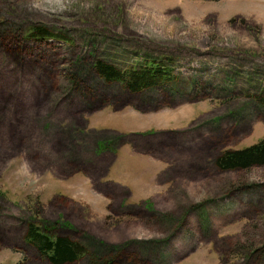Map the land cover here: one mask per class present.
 <instances>
[{"label": "rangeland", "instance_id": "rangeland-1", "mask_svg": "<svg viewBox=\"0 0 264 264\" xmlns=\"http://www.w3.org/2000/svg\"><path fill=\"white\" fill-rule=\"evenodd\" d=\"M262 139L264 0H0V264H51L34 220L74 264H264V166L216 165Z\"/></svg>", "mask_w": 264, "mask_h": 264}, {"label": "trees", "instance_id": "trees-1", "mask_svg": "<svg viewBox=\"0 0 264 264\" xmlns=\"http://www.w3.org/2000/svg\"><path fill=\"white\" fill-rule=\"evenodd\" d=\"M56 37L44 28H34L30 38L52 39ZM138 65L137 68L120 70L114 65L97 61L94 68L98 75L109 83H120L133 93H140L147 88L161 85L171 79V73L158 62ZM216 165L223 171L248 170L254 167L264 166V139L256 144L243 149L226 150L216 160ZM25 240L32 244L51 264H74L80 261L86 254L85 248L62 236H56L46 222L43 225L36 220L28 225ZM107 264H113L108 262Z\"/></svg>", "mask_w": 264, "mask_h": 264}]
</instances>
